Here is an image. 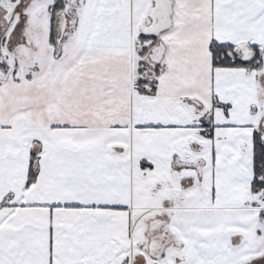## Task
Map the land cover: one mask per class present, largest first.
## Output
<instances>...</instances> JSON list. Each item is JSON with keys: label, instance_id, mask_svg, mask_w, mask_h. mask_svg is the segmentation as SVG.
Wrapping results in <instances>:
<instances>
[{"label": "snow or ice", "instance_id": "obj_1", "mask_svg": "<svg viewBox=\"0 0 264 264\" xmlns=\"http://www.w3.org/2000/svg\"><path fill=\"white\" fill-rule=\"evenodd\" d=\"M0 264H264V0H0Z\"/></svg>", "mask_w": 264, "mask_h": 264}]
</instances>
